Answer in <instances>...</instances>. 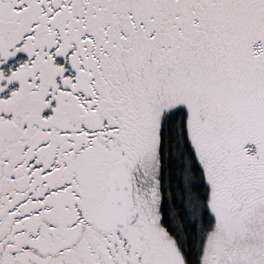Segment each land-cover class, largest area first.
<instances>
[{"label":"snow or ice","instance_id":"obj_1","mask_svg":"<svg viewBox=\"0 0 264 264\" xmlns=\"http://www.w3.org/2000/svg\"><path fill=\"white\" fill-rule=\"evenodd\" d=\"M0 264H264V0H0Z\"/></svg>","mask_w":264,"mask_h":264}]
</instances>
